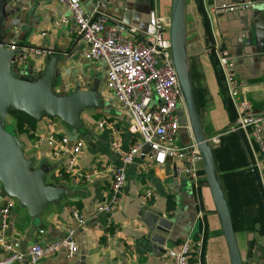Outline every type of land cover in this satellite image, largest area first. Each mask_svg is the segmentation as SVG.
Instances as JSON below:
<instances>
[{
  "label": "crops",
  "instance_id": "obj_1",
  "mask_svg": "<svg viewBox=\"0 0 264 264\" xmlns=\"http://www.w3.org/2000/svg\"><path fill=\"white\" fill-rule=\"evenodd\" d=\"M81 1L88 10L92 8L88 0ZM239 1L244 0H186L187 49L194 89L196 86L198 90L196 102L202 126L212 137L215 164L233 224L240 227L236 231L234 226L241 256L250 264H264V231L260 229L264 226V176L257 164L259 159L263 160L264 152L258 151L257 144V150H253L244 133L242 136L238 132L225 133L235 122L237 111L213 52L216 41L230 50L235 56L238 77L245 83L242 95L253 103L256 112L263 111L264 7L222 13L210 11L213 4ZM172 6L173 0H109L106 27H118L124 35L137 37L145 29L149 14L155 11L164 19L165 35L171 40ZM8 9L12 14L6 28L11 41L26 37V44L37 49H68L76 43L74 52L59 63V83L55 91L69 93L88 87L97 79L105 103L102 110L87 109L81 114L85 133L74 131L59 118H45L34 130L42 135L54 132L83 140L84 150L76 170L89 175V181L69 172L66 160L53 156L46 144H40L34 137H23L27 157L49 166L46 181L66 186L76 194L51 205L37 221L30 217L27 208L17 203L10 226V238L15 245L25 250L34 242L45 243L62 237L72 224L69 208L75 206L70 205L74 202L89 215L87 224L77 231V254L69 258L65 252H60L42 259L40 264H173L167 251L178 249L186 239L192 242L187 264H203L201 258L205 259V264H218L216 246L219 241L224 247L220 252L225 256L223 264H230L205 172L201 174L198 188H193L187 177L173 176L175 162L149 163L143 150L127 168L128 179L117 210L108 217L106 225L99 221L94 208L107 199L111 169L120 160L111 148L110 131L98 128L95 122L104 117L115 123L128 145L131 143L130 119L106 88V65L83 57L85 46L74 32L73 24L56 26L59 13L68 15L64 7L55 0H13ZM45 56L31 52L27 64L39 70L44 67ZM180 120L177 144H186L194 138L184 113H180ZM147 191L154 195L147 198ZM147 212L160 214L173 223L165 247L155 250L146 239ZM3 254L0 248V258Z\"/></svg>",
  "mask_w": 264,
  "mask_h": 264
},
{
  "label": "built area",
  "instance_id": "obj_2",
  "mask_svg": "<svg viewBox=\"0 0 264 264\" xmlns=\"http://www.w3.org/2000/svg\"><path fill=\"white\" fill-rule=\"evenodd\" d=\"M55 1L68 13H59L56 26L73 24L74 32L85 46L83 57L106 65V88L130 119L128 133L131 143L128 145L115 123L104 117L95 122L98 128L110 131L111 148L120 160L111 169L108 197L95 206V214L106 213L110 217L117 210L128 179L127 168L142 154L146 143L151 145L147 153L149 163L175 162L177 175L187 177L192 187L198 188L204 171L198 145L194 140L177 144L181 129L180 113H184L186 109L177 70L172 62L171 40L165 35L164 19L153 11L149 14L145 29L137 37H128L118 27H106L109 0H88L92 4L90 10L83 6L81 0ZM259 6L264 7V0L213 4L210 11L233 12ZM42 34L47 35L45 32ZM31 52L46 55L40 49L24 47L22 56L16 62L25 64ZM213 52L237 111V118L228 132L241 131L248 137L253 150H257V144L258 151L263 154L264 110L256 112L253 103L242 95L245 83L238 77L235 56L230 50L216 41ZM33 134L40 144L50 147L53 156L66 160L69 172L90 180L89 175L76 170L79 156L84 150L83 140H73L67 135L54 132L42 135L33 131ZM257 164L264 176V158L259 159ZM153 195L152 191L145 193L147 198ZM17 203V199L12 197L0 198V248L4 251L0 264H40L42 259L60 252H65L69 258L77 254L76 235L78 229L87 224V213L71 206L69 215L72 224L62 237L45 243L37 241L21 250L10 238L11 214ZM191 252L192 242L189 239L184 240L178 249L167 251L173 264H187Z\"/></svg>",
  "mask_w": 264,
  "mask_h": 264
},
{
  "label": "water",
  "instance_id": "obj_3",
  "mask_svg": "<svg viewBox=\"0 0 264 264\" xmlns=\"http://www.w3.org/2000/svg\"><path fill=\"white\" fill-rule=\"evenodd\" d=\"M12 1L0 0V198L17 199L19 205L27 208L30 217L37 221L51 205L61 203L76 192L66 186L46 181L49 166L46 163L38 164L37 159L27 157L23 142L12 129L7 128L10 113L25 112L37 122L45 118H59L74 131L83 133L81 114L87 109L102 110L105 103L97 79L88 87L77 88L69 93L55 91V85L59 83V63L74 52L76 43L68 49L38 48L46 52L43 68L38 70L26 62V76L12 72L11 66L22 56L23 48H34L24 43L26 37L15 41L9 38L6 25L12 14L8 9ZM186 26V0H173L172 62L177 70L187 120L202 155L203 170L220 219L230 264H244L229 204L216 168L211 147L212 137L205 133L197 109ZM12 46L14 48H11ZM24 70L25 68L22 71ZM238 134L242 136L241 131ZM150 148L151 145L146 143L143 151L148 153ZM172 169L173 176H177L176 164ZM107 220L106 213L99 215V221L103 225L107 224ZM145 223L148 228L146 239L152 243V248L156 250V247H165L173 223L166 217L152 212L145 214Z\"/></svg>",
  "mask_w": 264,
  "mask_h": 264
},
{
  "label": "trees",
  "instance_id": "obj_4",
  "mask_svg": "<svg viewBox=\"0 0 264 264\" xmlns=\"http://www.w3.org/2000/svg\"><path fill=\"white\" fill-rule=\"evenodd\" d=\"M192 73H193V68H192ZM195 94H196V98H197V101H198L199 96H198V90H197V87L196 86H195ZM10 116H12L14 118V122L12 124L13 125L12 131L17 134V136L20 138V140L22 142L24 141L23 140V137H28V138L34 137L33 131L35 130L36 125L39 122H37L35 119H33L31 116H29L25 112H21V111H12L10 113ZM225 133L226 134L227 133H234V134H236V132H228V129L225 130ZM205 182H206V180H205ZM70 205H75V206H77V208L80 209V204H75L74 202H71ZM170 206H172V205L169 202V207ZM234 226H235L236 231L240 229V227L237 224H234ZM260 229L264 231V226L261 225L260 226ZM196 241H197V239H196ZM205 243H206V240H205ZM194 250H195V253H197L198 246L195 245L194 246ZM204 250H206V245H205ZM216 250L218 252V255H217V263L218 264H223V258H225V256L223 257L221 255V253H220V252H223L224 251V247H223V244L221 243V241H219L218 245L216 246ZM226 259H227V257H226ZM244 264H250V263H249V261L245 260L244 261Z\"/></svg>",
  "mask_w": 264,
  "mask_h": 264
},
{
  "label": "rangeland",
  "instance_id": "obj_5",
  "mask_svg": "<svg viewBox=\"0 0 264 264\" xmlns=\"http://www.w3.org/2000/svg\"><path fill=\"white\" fill-rule=\"evenodd\" d=\"M5 14L8 15V12H7L6 10H5ZM24 43H25V44L28 43V40H25ZM28 61H29V60H28ZM22 67H23V68H22ZM26 67H28V66L16 62V63H14V64L11 66V70H12V72L15 73L16 75H19V76H20V75H24V76H26L27 73H28ZM24 68H25V70L22 71ZM184 114L186 115V112H184ZM13 122H14V118H13L12 116H9V118H8V125H7V128H8L9 130L12 129V127H13L12 123H13ZM82 132L85 133V128H83ZM23 143H24V146H25V142H24V141H23ZM244 253H245V252H244ZM201 259H202V261H203V264H205V263H206V262H205V259H204V260H203V258H201ZM202 261H201V262H202Z\"/></svg>",
  "mask_w": 264,
  "mask_h": 264
}]
</instances>
